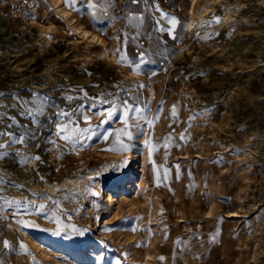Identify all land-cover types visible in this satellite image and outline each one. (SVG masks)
Instances as JSON below:
<instances>
[{
  "label": "rangeland",
  "instance_id": "1",
  "mask_svg": "<svg viewBox=\"0 0 264 264\" xmlns=\"http://www.w3.org/2000/svg\"><path fill=\"white\" fill-rule=\"evenodd\" d=\"M61 1L101 39L52 0H0V264H264V15L232 6L231 22L228 0ZM151 146V204L98 217L105 178Z\"/></svg>",
  "mask_w": 264,
  "mask_h": 264
},
{
  "label": "bare ground",
  "instance_id": "2",
  "mask_svg": "<svg viewBox=\"0 0 264 264\" xmlns=\"http://www.w3.org/2000/svg\"><path fill=\"white\" fill-rule=\"evenodd\" d=\"M52 1L54 2V4L57 5L59 13H61L62 16L66 17L65 19L68 20L69 27H72L75 31H77L84 38L85 37L91 38L92 41L96 40V38L98 39L97 36H99V35H95L94 31H92V33H90L91 31L83 26L84 24L82 21H80L79 18H77L76 16H72L71 18L69 17L71 14L70 13L71 11L69 9L65 8V6H64L65 3H63L61 0H52ZM232 6H236L238 11H240L244 8H248L249 10L252 11L251 13H248V10L245 12L242 11L243 12L242 19L245 20L243 22H246V20H249V19H254V17H252V14L258 15L259 19L263 18L264 12H255L253 10V8L251 9V7H253V4L248 3L247 0L246 1L245 0H228V3H227V10H228L227 19L230 20L231 22H232V18L236 16V14L231 13ZM194 7H196V6H194ZM259 7H261V6H259ZM36 22H38V21H36ZM263 22H264V20H263ZM78 33H76V34H78ZM99 39H101V37ZM110 54H112V53H110ZM110 54H108V55H110ZM110 56L112 57V55H110ZM132 118H133L132 115H130L128 119H131L133 121ZM123 122H124V119H120V120L116 121V123L113 126L120 128L122 126ZM150 125H153V124L151 123ZM137 126H138L137 123L133 124V128H136ZM112 134L113 135H108L106 137V139L110 145L113 142H116V140H118L117 132L114 131ZM108 147H109V145H108ZM151 150H152V153L149 155L146 153V151L143 148H139L135 154L130 155L129 159L120 160L121 163H127V167L124 168L123 174H121L119 176L111 175L109 178H105L106 179V185L110 186L112 188V191L108 193V196L106 199H103L104 201L101 205V212L97 213L98 217L102 213L105 217L109 216L110 220L112 218H115V220H119L120 218H126V217L130 218V217H133L134 213L136 214L137 212L141 211L145 205L151 204L153 197L148 192L147 180L149 179V176H152L155 179H158V177L160 175L159 174L160 164L158 163L159 160L157 158L156 148L151 146ZM138 156H142V163L139 166H135L134 162L137 163V159H135V158H137ZM153 188L156 190V192L160 191V188L158 187V182L154 183ZM100 198H101V193H100ZM156 201L158 202L159 200H156ZM156 207L157 206L155 205L154 209ZM155 216H156L155 220L157 222H155L154 225L157 226L159 224L158 220L160 219L159 213H157V211H155ZM226 217L229 219L241 218L242 215L236 210H231L228 212ZM180 221L184 222L183 219H181ZM105 224H108L107 221L105 222ZM154 231L157 232V229H154ZM133 232H134L133 230H130V231H128V233L126 232V235L133 236L134 235ZM114 236H111L109 238L104 237L103 238L104 241L101 242L102 246L103 245L108 246L109 243L111 244V242H113L115 240ZM154 236H156V235H154ZM62 249H63V247H62ZM92 256L95 257L96 255H92ZM149 256H151V255H149ZM130 259H132V258L130 257ZM127 261H128V259H127Z\"/></svg>",
  "mask_w": 264,
  "mask_h": 264
}]
</instances>
